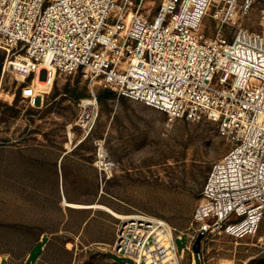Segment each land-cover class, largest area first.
<instances>
[{
    "label": "built area",
    "instance_id": "obj_1",
    "mask_svg": "<svg viewBox=\"0 0 264 264\" xmlns=\"http://www.w3.org/2000/svg\"><path fill=\"white\" fill-rule=\"evenodd\" d=\"M138 1L0 0V50L31 105L50 90L34 86L43 70L83 75L90 96L76 124L86 137L99 117L98 86L165 113L168 125L217 124L231 148L207 175L186 247L177 246L185 233L162 218L139 213L117 229L118 258L181 264L201 234L243 239L264 225V0H161L153 15ZM256 3L259 30L239 23L227 39L224 27ZM210 14L215 38L203 30Z\"/></svg>",
    "mask_w": 264,
    "mask_h": 264
},
{
    "label": "rangeland",
    "instance_id": "obj_2",
    "mask_svg": "<svg viewBox=\"0 0 264 264\" xmlns=\"http://www.w3.org/2000/svg\"><path fill=\"white\" fill-rule=\"evenodd\" d=\"M160 2L138 4L141 13L153 15ZM261 8L256 3L236 26H225L224 36L231 39L239 23L258 31ZM204 23L205 35L215 38L211 14ZM6 58L0 50L2 264H25L30 251L33 263L38 242L43 248L34 264H133L115 256L113 246L120 217L139 213L185 233L177 240L178 249L185 248L197 229L193 216L207 175L231 148L217 124L168 125L165 113L98 86L99 117L86 137L76 124L79 102L90 96L81 73H58L49 92L31 105L21 95L24 79L5 67ZM64 201L100 208H67ZM198 254L186 251L181 264L194 258L199 264H264V225L243 239L203 236Z\"/></svg>",
    "mask_w": 264,
    "mask_h": 264
},
{
    "label": "bare ground",
    "instance_id": "obj_3",
    "mask_svg": "<svg viewBox=\"0 0 264 264\" xmlns=\"http://www.w3.org/2000/svg\"><path fill=\"white\" fill-rule=\"evenodd\" d=\"M54 80H55L54 75H52L51 77H48L47 79L43 80L42 77L40 76V74H38L36 79H35L34 86L36 87L37 91L46 92L53 86ZM36 84L38 85L39 88L40 87H42V88L38 89ZM103 155H104V152L101 151L100 152V157L103 158ZM105 166L109 167L110 165L108 163H106ZM62 204L65 207H67V208H74V209H85V210L89 209L90 210V209H98V208H100V205L98 203L97 204H77V203H74V202L64 201ZM105 210L110 212V213H112L113 215H116L115 212H113L111 209L106 208ZM128 218H129L128 216H125L123 218L120 217V219H124V220L128 219Z\"/></svg>",
    "mask_w": 264,
    "mask_h": 264
},
{
    "label": "crops",
    "instance_id": "obj_4",
    "mask_svg": "<svg viewBox=\"0 0 264 264\" xmlns=\"http://www.w3.org/2000/svg\"><path fill=\"white\" fill-rule=\"evenodd\" d=\"M63 156H65V155H63ZM62 158H63V157H62ZM37 244H38V245H37ZM37 244H36L37 247H34V249H37L39 246L43 245L41 242H38ZM36 245H35V246H36ZM42 248H43V247H42ZM33 252H34V251H33ZM33 252L31 253V251H30V253H29L28 257H27V260H26L25 264H31V263H32V259H33V256H34ZM40 254H41V253H39V255L37 256L36 260L39 258ZM36 260H35V261H36ZM35 261H34L32 264H34ZM114 262H115V260H114ZM196 263H197V260L194 258V264H196ZM0 264H2V260L0 261Z\"/></svg>",
    "mask_w": 264,
    "mask_h": 264
},
{
    "label": "water",
    "instance_id": "obj_5",
    "mask_svg": "<svg viewBox=\"0 0 264 264\" xmlns=\"http://www.w3.org/2000/svg\"><path fill=\"white\" fill-rule=\"evenodd\" d=\"M41 77L43 80H45L47 78V72L46 70H43L42 74H41ZM203 238V234H201V236L197 239V241L195 242V245L193 247V250L195 253H199V244H200V241L201 239Z\"/></svg>",
    "mask_w": 264,
    "mask_h": 264
},
{
    "label": "trees",
    "instance_id": "obj_6",
    "mask_svg": "<svg viewBox=\"0 0 264 264\" xmlns=\"http://www.w3.org/2000/svg\"><path fill=\"white\" fill-rule=\"evenodd\" d=\"M109 91H110V90H109ZM115 94H116V93H115ZM115 94H114V92H112V91L110 92V95H111V96H113V95H115ZM98 99H99V94H98ZM187 206H188V203H187ZM37 245H38V244H37ZM36 247H37V246H36ZM42 247H43V245L40 246V248H41V249H40V253H41V251H42ZM196 264H199V262L197 261Z\"/></svg>",
    "mask_w": 264,
    "mask_h": 264
}]
</instances>
